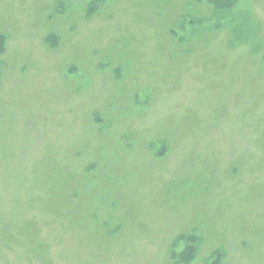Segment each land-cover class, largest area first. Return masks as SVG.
<instances>
[{"label": "rangeland", "instance_id": "rangeland-1", "mask_svg": "<svg viewBox=\"0 0 264 264\" xmlns=\"http://www.w3.org/2000/svg\"><path fill=\"white\" fill-rule=\"evenodd\" d=\"M0 264H264V0H0Z\"/></svg>", "mask_w": 264, "mask_h": 264}]
</instances>
